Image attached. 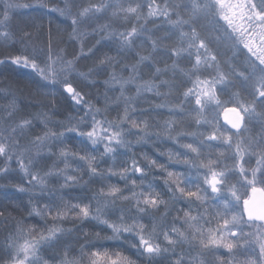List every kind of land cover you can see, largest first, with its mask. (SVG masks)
<instances>
[{
	"label": "snow or ice",
	"instance_id": "snow-or-ice-1",
	"mask_svg": "<svg viewBox=\"0 0 264 264\" xmlns=\"http://www.w3.org/2000/svg\"><path fill=\"white\" fill-rule=\"evenodd\" d=\"M28 8H47L65 17L70 31L59 25L57 31H66L69 40L79 44V51L69 58L64 48L54 49L49 21L44 47L32 42L30 31L22 30L21 48L16 54L0 58V65L11 63L33 70L46 82L42 87L59 84L77 115L69 113L59 120L53 110H41L31 117L18 116L21 109L15 97L3 107L0 181L7 183H0V188L14 187L27 194L29 215L40 217L44 227L13 218L15 226L5 239L0 264H138L139 259L157 264L165 258L167 264H205L207 253L222 248L229 256H214L215 264H264V0H88L86 5L80 0H4L0 27L9 26L15 10ZM157 20L163 23L157 24ZM164 25L171 26L178 35L171 45L166 43L172 40L170 33L155 35ZM32 27L37 25L33 23ZM12 37L10 30L0 31L3 41ZM89 37L98 38L95 44L86 46ZM140 40L148 41L151 52L137 45ZM104 42H115L116 55L104 53L93 67L81 71L80 61L95 55L97 45ZM221 42L231 52L226 60L212 48ZM137 47L141 50L135 53V62L126 63L125 53ZM157 50L172 59L171 65L154 59ZM193 55L191 67L181 69L177 61ZM145 62L154 69L147 80L140 71ZM159 63L164 66L159 67ZM106 68L112 71L101 82L105 91L98 92L95 99L73 86V76L94 85L98 81L92 77ZM125 71L129 72L127 76ZM177 71L191 85L178 95L180 85L163 78ZM117 86L119 94L109 96ZM130 87L135 88L134 95L128 94ZM161 88L167 91L161 92ZM229 88L237 91L229 92ZM226 92L228 99H221ZM144 93H154L160 102L145 100L148 107L138 108V98ZM101 98L103 107L98 106ZM189 100L195 106L191 111L186 105ZM113 106L120 110L110 118ZM160 109H167L171 117L144 115ZM220 111L230 127L218 124ZM34 120L43 130L22 144L20 138L35 127ZM255 123L260 124V131L254 134L251 126ZM189 124H194L195 130L188 131ZM205 127L207 132L201 130ZM71 133L81 139V144L88 143L93 148L102 145L103 151L93 154L83 147L73 150L67 144ZM129 136L135 139L129 140ZM153 137L178 145L181 152L169 149L164 155L170 163L195 169L200 183L191 182V172L169 170L146 153H141L138 160L131 149L154 143ZM182 139L193 142L182 143ZM213 141L222 147H214ZM121 148L130 155L118 167L117 150ZM48 157L55 160L42 167ZM106 157L112 163L102 167ZM253 158L254 166L250 163ZM141 160L146 167L140 166ZM73 161L79 163L74 166ZM154 168L164 173L167 200L156 190L155 177L151 182L147 180L148 169ZM17 172L21 183L7 179ZM137 174L139 179L133 178ZM112 177L122 180L124 187L112 184ZM52 179L62 180L58 189L50 184ZM93 181H99L101 186L91 197L64 195L65 189H88ZM45 198L54 202L41 204ZM210 198L219 200L211 208ZM174 201L186 202L188 207L178 209L183 215L169 222L170 202ZM161 207L165 211L156 216ZM66 221H95L112 235L85 232L87 242L79 246V255H73L71 247L62 243L65 232L72 231L62 227ZM100 240L122 241L135 250L136 258L122 250L97 248L95 242ZM185 244L196 249V255L186 257L183 250L177 251ZM45 249L51 250V258L45 257Z\"/></svg>",
	"mask_w": 264,
	"mask_h": 264
},
{
	"label": "trees",
	"instance_id": "trees-1",
	"mask_svg": "<svg viewBox=\"0 0 264 264\" xmlns=\"http://www.w3.org/2000/svg\"><path fill=\"white\" fill-rule=\"evenodd\" d=\"M19 3H25L27 0H16ZM56 0H52V3H55ZM81 3L87 4L88 0H80ZM49 21H51V39L53 43V48H64L66 54L69 58L74 55L76 52L79 51V44L77 42L71 41L68 38L66 31H57V26L61 29H68L69 21L65 18L60 16L58 13L50 11L47 8H28V9H19L15 10L11 14V21L10 24L5 30H10L13 33L12 40H15L16 43L12 44V40L3 41L0 39V58H4L9 54H16L18 50L21 48V44L19 40L21 39L23 31H30L32 33V42L37 44L40 47H44L47 42L48 38V30H49ZM101 23L104 21L101 20ZM33 23L37 25V27H32ZM157 24H162L163 21L157 20ZM152 25L149 24V27ZM70 31V29H68ZM188 29L185 28V31ZM165 33H170L172 35V40L167 41L169 45L175 43L178 39V35L176 34L175 30L171 29V26L164 25L160 28L158 32H156V36H162ZM215 35V34H214ZM93 37H89L86 46H91L95 44V39ZM137 45H143L144 49H147L151 52V47L147 40H140L137 41ZM212 48L214 51H217L220 55L222 60H226L231 56V52H229L223 45V42L220 44H213ZM141 49L139 47L135 48L133 51H129L125 53V62L126 63H133L137 59L135 55L136 52H139ZM104 53H108L110 55H116V45L115 42H104L102 45H97L95 49V55H89L88 58L82 59L79 63V69L81 71H87L88 68L93 67L95 62L100 58ZM154 59L156 61H167L169 65L172 63V59H170L163 51L157 50L154 54ZM194 60V55L190 59L188 57L181 58L177 61L181 69H188L191 67V64ZM159 67H163V63L158 64ZM119 67L117 71H119ZM226 70V69H225ZM112 71L110 68L104 69L99 76H94L92 79L98 81L97 83L88 84L83 80H80L73 76L72 83L74 87H77L78 90H83L84 92L90 93L88 98L95 99L98 92L103 93L105 88L101 83L103 80L107 79L109 73ZM141 76L143 79L147 80L151 77L154 69L149 62H145V64L141 67ZM206 75V74H205ZM164 79L168 80H175L177 84L180 85V88L176 90L177 95L179 92H182L187 87L191 85L186 82V78L180 71H177L173 76L172 73H169L167 76L163 77ZM46 82L42 81L40 77L31 69L27 68H19L11 63H6L4 65H0V114H2V109L8 102L15 97L17 103L21 109V111L17 114L18 116L24 117H31L37 112L41 110L48 111L53 110L55 112V118L59 120L65 119V117L71 113L72 115H77V112L73 109L72 102L70 101L68 94L63 91L62 87L57 84L54 86L49 87H42ZM237 84L239 82L237 81ZM161 92L167 91L166 88H161ZM237 91L236 88H229V92ZM219 92V88H218ZM45 93H51V95H45ZM109 96H115L119 93L116 92H109ZM129 95L135 94V88L130 87L128 90ZM221 99H228V93L221 94ZM145 100H156L157 103L160 102L154 95V93H144L143 96L138 98L137 107L138 108H147L148 104L144 103ZM52 101V103H49ZM25 102L29 103L28 111L26 109ZM179 102V101H177ZM187 108L191 111L195 106L194 102L191 100L186 102ZM98 106L103 107V99L101 98L98 101ZM120 109L115 108L113 106L112 111L110 112V118L115 117L117 115V111ZM259 111V109H258ZM221 112V111H220ZM82 115V112L79 113ZM146 116H158L161 119L170 118L172 114L168 112L167 109H160L157 112H146L144 113ZM100 118V117H99ZM218 124L224 127L226 126L221 120V113L218 116ZM35 127L31 129L25 137L20 138L21 143L24 144L27 142V138L32 135H36L42 132L43 128L41 124L34 120L33 121ZM55 129V125H50ZM253 133H258L260 131V124L255 123L252 126ZM196 126L194 124H189L187 127L188 131L195 130ZM202 131L207 132L209 129L207 127L201 129ZM129 140H134L135 136H129ZM155 139V137H154ZM154 143H145L141 145H135L131 151L135 153L136 158L140 160L141 153H146L150 158L157 160L160 164L166 165L169 170L177 171V172H184L188 174L191 172V182L192 183H200L199 176L196 173L195 169H189L186 165L183 164H174L170 163L168 160L167 155H164L169 149L174 152H181L182 149L178 145H176L173 141L168 139H160L154 140ZM193 142L191 139H182V143H191ZM67 144L73 149L79 151L81 147L88 152L96 154L101 150L100 147H91L87 143L81 144V139L76 136L75 133H71L68 135ZM214 147H222L219 142L213 141L212 142ZM55 151V150H54ZM118 155L116 157L117 166H123V162L129 159V153L127 149H118ZM215 158V157H213ZM247 159V158H246ZM55 157H48L42 161L41 166L46 167L51 165ZM229 165H231L232 161H226ZM73 165L79 163V161H73ZM112 161L109 158H105V163H103L102 167L110 166ZM62 167V164L60 165ZM141 167H146V162L141 160ZM149 175L147 180L149 182L152 181L153 177L156 179V190L163 194L164 199H169L168 194L166 193L165 186L163 185V177L164 173L159 168L148 169ZM19 173L11 174L7 179L11 180L12 183H21V176L18 175ZM74 174V173H70ZM139 179V174L136 177ZM85 180L88 179V176L85 175ZM112 184H116L119 187H124V182L120 180L118 177H112L111 181ZM233 182H235V178H233ZM0 183H7V180L0 181ZM62 183L60 179H52L50 180V184L54 188H59V185ZM101 186L99 181H93L90 183L88 189L83 188V186H78L74 188H69L64 190V195L68 198L71 197H81V196H88L91 197L94 191ZM203 187V185H201ZM260 186V185H258ZM139 190V189H137ZM147 191V188H145ZM210 191V190H209ZM58 194V193H57ZM227 195V194H225ZM28 195L25 193H20L14 187H4L0 188V213H3V216H0V256H4V245L5 239L10 232L13 231L15 226V220H23L26 225H37L38 227L43 228L44 223L42 222L40 217L33 215H29L30 207L28 206ZM54 201H50V199L45 198L40 201L41 204L50 203ZM219 202L218 199H209L208 207L211 208L213 204H217ZM128 205H124L127 207ZM187 203L183 201H174L170 202V215L168 216V221L170 222L174 217L178 214L180 216L183 215V212L178 213V209L184 208L187 210ZM193 207H196L195 205ZM202 210V209H201ZM165 209L163 207L160 208L159 212L155 213L156 216H160ZM196 212H193L195 215ZM115 218V217H113ZM148 221L145 220V223ZM62 227L65 229H72L71 232H65L62 243L71 247V252L73 255H79V246L85 244L86 238L84 236L85 232L95 233L100 232L102 236H111L112 233L109 229L104 226L99 225L95 221H83V222H76L73 223L71 221H66L62 224ZM89 239H94L93 237H89ZM125 239H129V237H125ZM96 247L108 250H122L125 254L136 258L135 250L129 248L125 243L122 241H113V240H100L96 241ZM183 249V246H182ZM181 248H178L177 251H181ZM186 257L190 254L192 256L196 255V249L189 248L183 250ZM207 253L204 257L205 264H215L214 256H223L227 258L229 253L227 249H220L215 253ZM51 250L45 249L44 255L46 258H51ZM210 254V255H209ZM138 264H148L147 259H139ZM157 264H167V258L163 261H158Z\"/></svg>",
	"mask_w": 264,
	"mask_h": 264
},
{
	"label": "rangeland",
	"instance_id": "rangeland-1",
	"mask_svg": "<svg viewBox=\"0 0 264 264\" xmlns=\"http://www.w3.org/2000/svg\"><path fill=\"white\" fill-rule=\"evenodd\" d=\"M3 3H4V0H0V7H2V5H3ZM12 14V13H11ZM0 31H5V28L4 27H0ZM130 71V70H129ZM124 76H127L128 74H129V72L128 71H125L124 73ZM116 93H119L118 92V86H117V91H116ZM25 104H26V109L25 110H27L28 111V109H29V103L28 102H25ZM98 119H99V117H97ZM0 126H3V125H0ZM42 126V125H41ZM28 139V138H27ZM153 140H155L154 139V137H153ZM88 144V143H87ZM89 146H91L90 144H88ZM91 147H93V146H91ZM95 147H100L101 148V150H99V151H103V146L102 145H97V146H95ZM251 165L252 166H254V164H255V160H254V158L251 160ZM16 167V165L15 164H13V168H15ZM18 175H20V174H18ZM189 248H191V247H189V245H187V244H185V245H183V249L182 250H186V252H187V249H189ZM211 254V253H210ZM209 254V255H210ZM207 255V254H206Z\"/></svg>",
	"mask_w": 264,
	"mask_h": 264
},
{
	"label": "water",
	"instance_id": "water-1",
	"mask_svg": "<svg viewBox=\"0 0 264 264\" xmlns=\"http://www.w3.org/2000/svg\"><path fill=\"white\" fill-rule=\"evenodd\" d=\"M220 113H221V118H222L223 123L227 125V121H226L225 118H224V113H223V111L220 112ZM227 126L230 127L229 125H227ZM257 187H259V186H257ZM249 194H250V193H249ZM257 195H259V193H257Z\"/></svg>",
	"mask_w": 264,
	"mask_h": 264
}]
</instances>
